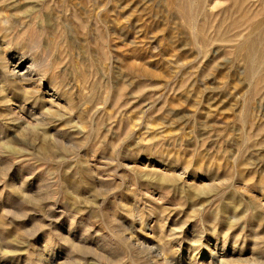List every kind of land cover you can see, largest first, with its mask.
<instances>
[{
  "label": "rangeland",
  "instance_id": "1",
  "mask_svg": "<svg viewBox=\"0 0 264 264\" xmlns=\"http://www.w3.org/2000/svg\"><path fill=\"white\" fill-rule=\"evenodd\" d=\"M0 264H264V0H0Z\"/></svg>",
  "mask_w": 264,
  "mask_h": 264
}]
</instances>
